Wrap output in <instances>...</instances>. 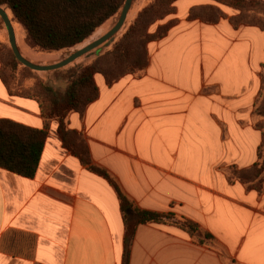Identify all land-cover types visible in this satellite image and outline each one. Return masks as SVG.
<instances>
[{
    "label": "crops",
    "instance_id": "obj_1",
    "mask_svg": "<svg viewBox=\"0 0 264 264\" xmlns=\"http://www.w3.org/2000/svg\"><path fill=\"white\" fill-rule=\"evenodd\" d=\"M207 6L222 14L215 24L188 18ZM174 10L150 29L170 25L148 44L144 72L110 86L97 75V99L67 127L137 208L199 228L191 237L172 224L138 226L128 264H264V191L228 174L258 160L264 29L234 27L238 12L211 0ZM0 120L44 128L37 102L10 95L1 79ZM123 236L114 189L63 148L55 122L33 178L0 169V264H122Z\"/></svg>",
    "mask_w": 264,
    "mask_h": 264
},
{
    "label": "trees",
    "instance_id": "obj_2",
    "mask_svg": "<svg viewBox=\"0 0 264 264\" xmlns=\"http://www.w3.org/2000/svg\"><path fill=\"white\" fill-rule=\"evenodd\" d=\"M178 0H154L145 7L135 22L128 27L112 49L83 67L71 79L64 93L36 81L26 91H18L14 80L16 59L0 60V79L10 95L37 102L44 123L42 130L32 129L9 120H0V169L31 179L36 173L51 122L57 124V135L63 148L76 157L91 173L105 179L114 189L122 213L124 236L122 264H128L135 231L140 225L172 224L193 237L198 226L184 218L176 219L170 213H155L137 208L123 193L117 182L102 168L94 166L83 137L67 127L71 113L83 114L86 107L98 97L95 77L100 75L110 86L126 75L140 76L148 65L147 46L165 37L169 24L150 29L156 23L174 14ZM231 8L238 15L230 19L234 27L254 25L264 29V1L211 0ZM125 0H0L13 19L23 28L27 39L43 52L68 50L87 41L114 16L119 17ZM258 14L256 21L254 15ZM221 12L211 6L192 8L188 18L215 24ZM253 17V21L250 17ZM18 62V61H17ZM19 63V62H18ZM20 64V63H19ZM21 65V64H20ZM26 70V69H25ZM27 71V70H26ZM14 82L13 85L10 83ZM264 116V106L257 109ZM258 160L244 170L231 169V181L236 180L250 190L261 194L264 190V134L257 151ZM212 238L204 234V240ZM199 244L203 240L198 241Z\"/></svg>",
    "mask_w": 264,
    "mask_h": 264
},
{
    "label": "rangeland",
    "instance_id": "obj_3",
    "mask_svg": "<svg viewBox=\"0 0 264 264\" xmlns=\"http://www.w3.org/2000/svg\"><path fill=\"white\" fill-rule=\"evenodd\" d=\"M153 1L154 0H133L131 8L128 12L125 24L123 28L120 30V32L116 34L113 38H111L108 42L101 45L96 50L81 57L80 59L76 60L74 63L68 65L67 67H64L59 70H51L47 72H33L25 68L24 66L20 65L16 61V64L14 67V76H13L15 83L11 82L10 84L13 85L14 83L15 85H17L18 89L20 88L18 91H26L30 89V87H32L36 81H39L42 84L53 88L54 90H56L57 92L61 94L64 93L71 79L75 77L76 74L83 67L90 65L101 55L110 51L112 47L114 46V44L123 36V34L128 29V27H130L135 22V20L137 19L141 11ZM261 1H264V0H261ZM1 8L6 12L8 19L11 21V25L15 33L16 45H17V48L21 56L27 61H29L30 63L37 65V66L39 65L52 66L55 63L67 58L74 51L81 49L84 46L102 37L105 33H107L115 25L118 19V15L114 16L106 24H104L101 28H99L87 41H85L81 45H78L68 50H63V51H58V52H43L39 50L38 48L34 47L33 44L29 42L23 28L13 19L9 10L5 7H1ZM254 18L256 19V21H258L259 19L258 14H255ZM254 18L251 16L250 20L253 21ZM4 29L6 28L0 18V60L1 62L9 61L12 55V52L9 46L8 34L4 36L2 35V31ZM263 106H264V67L261 71L260 91L254 102L253 121H252L253 123L256 124V128L262 134H264V116L262 114H259L257 112V109H261ZM231 169L239 171V169L230 168L228 171L230 178H231ZM263 188H264V184H263Z\"/></svg>",
    "mask_w": 264,
    "mask_h": 264
},
{
    "label": "water",
    "instance_id": "obj_4",
    "mask_svg": "<svg viewBox=\"0 0 264 264\" xmlns=\"http://www.w3.org/2000/svg\"><path fill=\"white\" fill-rule=\"evenodd\" d=\"M133 0H125V3L123 5V8L121 9L120 15L117 19V22L115 25L102 37L98 38L97 40L91 42L90 44L84 46L81 49H78L74 51L71 55H69L67 58L61 60L58 63H55L52 66H43V65H34L24 59L16 45V39H15V33L13 30V27L11 25V21L8 19L6 12L0 7V18L6 28L8 38H9V46L11 49L12 54L14 55L15 59L25 68L33 71V72H47L51 70H59L62 69L72 63H74L76 60L80 59L81 57L91 53L92 51L99 48L101 45L108 42L111 38H113L116 34L120 32V30L123 28L125 21L127 19L128 12L131 8Z\"/></svg>",
    "mask_w": 264,
    "mask_h": 264
}]
</instances>
